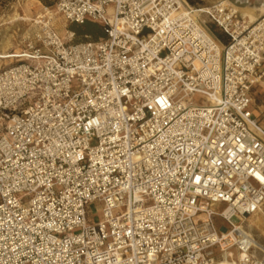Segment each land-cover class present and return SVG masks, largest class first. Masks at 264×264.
<instances>
[{"label": "built area", "instance_id": "obj_1", "mask_svg": "<svg viewBox=\"0 0 264 264\" xmlns=\"http://www.w3.org/2000/svg\"><path fill=\"white\" fill-rule=\"evenodd\" d=\"M48 1L104 36L46 18L0 69V264H264L236 226L264 209V27L227 1Z\"/></svg>", "mask_w": 264, "mask_h": 264}, {"label": "rangeland", "instance_id": "obj_2", "mask_svg": "<svg viewBox=\"0 0 264 264\" xmlns=\"http://www.w3.org/2000/svg\"><path fill=\"white\" fill-rule=\"evenodd\" d=\"M186 1V0H185ZM218 0H192V3H187L196 7H208ZM227 1L236 7L239 11L242 8L257 9L255 12L256 17L264 16V11L260 12V8H264V0H222ZM241 12V11H240ZM242 13V12H241ZM52 17L51 24L59 36L63 39L62 32H73L72 29H78L75 24L67 23L59 14L55 12L54 4L48 0H0V55L13 56L19 54L21 50L26 48L29 41H32L38 32L40 22L47 18L46 15ZM115 7L113 4L105 8L104 18L111 25L114 21ZM15 17V18H14ZM13 19H15L13 21ZM201 20L209 23L206 16H202ZM14 22V23H13ZM71 38L64 39L68 43H78L85 40L93 41L96 39H86L83 34L72 33ZM19 62L17 58L0 59V69L9 67ZM195 100L199 101V97ZM257 102H264V97H258ZM3 127V120L0 115V132ZM264 211V209H262ZM122 213V210H120ZM116 213V211H115ZM259 216L261 214H258ZM102 211L97 203H91L87 209V222L88 224H96L101 221ZM243 224L239 225V231L252 236L253 245L255 248L264 251V225L262 223L249 227V222L254 220L252 216L245 217ZM217 225L220 226L221 222L217 220ZM236 225V226H238ZM226 227V226H225ZM258 249L254 250L256 256H264V253ZM237 258V253L234 252V260Z\"/></svg>", "mask_w": 264, "mask_h": 264}, {"label": "trees", "instance_id": "obj_3", "mask_svg": "<svg viewBox=\"0 0 264 264\" xmlns=\"http://www.w3.org/2000/svg\"><path fill=\"white\" fill-rule=\"evenodd\" d=\"M186 1L188 3H192V0H186ZM75 25L78 26V29H72V31L75 33L77 32L79 34H83L86 39H92L91 36H94L96 39H92V40L96 41L104 36L101 27L95 23L87 21L84 22L83 24L80 25L75 24ZM206 27L216 40H218L222 44L227 43L228 41L227 36L221 30H219L214 24L207 23ZM85 41H90V40H85Z\"/></svg>", "mask_w": 264, "mask_h": 264}, {"label": "bare ground", "instance_id": "obj_4", "mask_svg": "<svg viewBox=\"0 0 264 264\" xmlns=\"http://www.w3.org/2000/svg\"><path fill=\"white\" fill-rule=\"evenodd\" d=\"M241 12H242L241 14L243 15L244 19L246 20V23L247 24H250V26L251 25L253 26V25H255L257 23L259 25H262V27H264V20H261V19H264V17H262V18H260V19L257 20V18H255L256 16L254 17V14L255 13L253 14V11L252 10L250 11V10L244 9V10H241ZM260 12H262V11H260ZM46 16H47V19H50V20L52 19V17L49 14L46 15ZM14 20L15 19H13V21ZM61 34L63 36V39L71 38L73 36L72 35V32H68V31H64ZM18 55H19L18 53L15 54V55H13V56L0 55V59H5V58H9V57L10 58H12V57H18ZM258 214H261V215L259 216ZM251 216L254 218V220H251L249 222V227H253L254 225L259 224V223H262L261 225H264V211H262V209L259 212L255 213V214H253ZM244 219L246 220V218H242L241 225L243 224ZM237 228L239 230V225L237 226Z\"/></svg>", "mask_w": 264, "mask_h": 264}, {"label": "crops", "instance_id": "obj_5", "mask_svg": "<svg viewBox=\"0 0 264 264\" xmlns=\"http://www.w3.org/2000/svg\"><path fill=\"white\" fill-rule=\"evenodd\" d=\"M218 1H222V0H218ZM218 1H216V2H218ZM216 2H214V3H216ZM225 3H226V1H224ZM213 4V3H212ZM211 4V5H212ZM232 5V4H231ZM210 6V5H209ZM199 7V6H198ZM236 8V7H235ZM237 9V8H236ZM244 9H246V10H252L253 11V14L256 12V10L257 9H252V8H242L241 10H244ZM238 10V9H237ZM240 10V11H241ZM239 10H238V12H239V15H240V17L241 18H244L243 17V15L241 14V12H240ZM255 11V12H254ZM260 11H264V8H260ZM256 15L254 14V17H255ZM262 17H264V16H259V17H255V18H257V20L258 19H260V18H262ZM262 66H264V65H262ZM264 97V84H262V85H257V86H255V87H253V89H252V91H251V97H252V100H253V114L254 115H257V110L260 108V107H264V102H257V98L258 97Z\"/></svg>", "mask_w": 264, "mask_h": 264}]
</instances>
